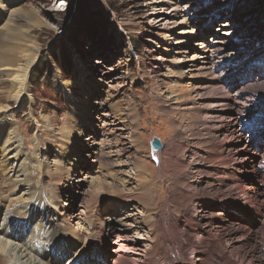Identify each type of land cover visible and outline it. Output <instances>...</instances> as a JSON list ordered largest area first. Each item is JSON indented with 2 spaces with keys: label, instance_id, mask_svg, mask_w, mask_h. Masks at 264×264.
<instances>
[{
  "label": "rangeland",
  "instance_id": "1",
  "mask_svg": "<svg viewBox=\"0 0 264 264\" xmlns=\"http://www.w3.org/2000/svg\"><path fill=\"white\" fill-rule=\"evenodd\" d=\"M0 1L5 8L0 10V20L2 17V21H5L6 9L11 11L18 8L21 10L17 12L20 17L26 15L22 10L32 12L35 15L33 22L36 18L42 26L34 35L41 57L32 67L28 94L23 95L17 103L8 101L3 96L0 99V104L9 107L16 123L26 132V140H32L36 128L35 123L30 125L27 121L29 109H33L35 117L41 110H47L54 117L56 128L62 129L64 125L78 134V141L73 140L68 146L65 145L68 154L60 160L62 167L66 166L68 161V179H82L86 173L88 174L84 177L95 178L93 172L96 169H82L76 158L78 154L81 158L93 162L94 158L90 155L91 151L97 148L98 142L85 129L88 124H96L97 128L104 125L114 132L107 138V143L112 146L108 151H111L112 155L105 152L106 156H110L114 161L118 151H121L120 158L130 160L133 164L125 168L119 167L112 172L113 168L100 159L103 175L98 178L105 184L113 185V190L107 198L96 197L88 207L93 215L102 216L101 223L108 221V206L113 201L124 198L118 183L131 171L138 170L142 173L143 180L140 181L139 190L134 188L136 186H126L132 195L128 198L134 200L136 207L137 203L140 204L137 208L146 213L147 225L155 228L164 243L174 241L176 236L200 240L195 230L188 228L207 221L211 236L206 241L207 246L212 250H221L226 247L224 239L227 237L225 231L219 232L216 226L221 220L229 219V215L232 228L238 225H242V228L250 227L251 231L257 228L259 219L250 220V223L245 225V222L241 221L243 215L239 211L231 214L229 204L233 207H243L237 203H228L226 197H230L231 193L225 186H218V183L212 185L213 179L203 172V166L209 164L207 160L202 157L195 158L187 153L194 151V145L197 143L190 144L189 148L186 144L188 141L184 138L192 136L198 127L192 130L191 125L185 123L187 117L183 114L189 110L183 109V101L175 103L169 93L182 85L180 78H174L172 75L176 66H187L183 61L187 56L197 53L200 43L204 44V47L211 45L210 42L224 43L222 39H216L228 37L225 33L230 34L231 31L235 38L230 46H236L231 49L233 53L238 51L236 55L240 60L233 61V67H244L234 71L235 82L230 81L234 85L228 90L232 93L245 85V88L252 87L256 92L258 104L247 109L240 124L235 126V130H240L243 126L241 138L228 140L227 143H215L210 151L222 158L226 155V149L233 148L232 156H227L225 162L242 171L253 161L264 166V0H174L172 4H168L166 0H18L17 6L12 4L15 0ZM174 7L179 10L177 17H173L174 12H171ZM160 11L161 13H158ZM166 11L170 12V15L165 14ZM160 17H172L175 24L168 29H161L153 24ZM179 21H183V25H176ZM200 21H204L203 28H199ZM181 29L194 31V34L189 35V42L186 41L188 37L183 40L184 36L177 33ZM215 61L212 59L208 65L213 76L201 78L200 82L203 80L201 85L204 88L213 89L212 96L219 92L226 93L227 98L223 99V102H226L231 95L217 81L212 80L217 75ZM251 67L255 70L249 74ZM223 73L229 77L231 71L226 70ZM56 75L67 84V94L58 90L61 84L56 88L52 86ZM182 80L184 85L186 81L183 78ZM0 86L4 89L7 84ZM186 98L185 94L184 99ZM216 100L219 99L214 98L215 102ZM215 102V109H226L224 115L227 120V117L233 114L232 108L221 107L223 104ZM116 105L119 109L115 108ZM125 121L130 123L126 124ZM100 131V139L104 142L106 136L102 129ZM130 132L136 143L134 151L127 150ZM90 137L95 145L87 148L88 142L85 140ZM154 137L159 139L162 145V149L156 153H152L150 149ZM136 165L141 168L138 169ZM214 173H217L216 169L212 171V174ZM236 175L235 181L227 180L226 184L233 186L237 193H245L248 187L264 186V181L259 179L257 174L244 171ZM53 182L56 184L54 180ZM63 184L57 186L61 190L59 204L66 203L69 207L66 213L74 214L78 206L75 204L78 201L79 204L82 203L83 197H75L73 193L66 197ZM133 192L136 195H133ZM229 200L232 201L233 197ZM248 207L259 213L264 212V204L258 205L251 201ZM223 209L227 211L223 212ZM123 212H119L116 217L123 216ZM70 220L72 223L71 218ZM180 223L186 224V229ZM179 229L183 230L184 234L179 233ZM245 232L240 231L241 234ZM113 235V232L108 233L103 237V241L111 242ZM201 242L205 243L202 237ZM246 249L234 250L231 258L241 263L240 256ZM174 252L172 249L163 255L161 249H158L153 260L158 261L160 255L169 257Z\"/></svg>",
  "mask_w": 264,
  "mask_h": 264
},
{
  "label": "bare ground",
  "instance_id": "2",
  "mask_svg": "<svg viewBox=\"0 0 264 264\" xmlns=\"http://www.w3.org/2000/svg\"><path fill=\"white\" fill-rule=\"evenodd\" d=\"M173 1L166 0L165 2L172 4ZM12 4L17 6L18 0ZM2 9L5 10L0 1V10ZM18 11L21 10L18 8L11 9V11L6 9L4 11L5 21H2V17L0 20V85L7 84L4 89L0 88V99L3 96L4 99L14 103L19 102L26 93L28 94L32 67L41 57L39 45L34 36L42 27L40 21L38 23V19L35 18V22H33L35 15L32 12L22 10L26 15L20 17ZM178 11L177 7L171 9V12H174L173 17L178 16ZM164 13L170 15L168 11ZM183 23V21H179L176 25H183ZM203 23L204 21L198 23L199 28H203ZM153 24L165 30L175 22L172 17H160ZM177 33L184 36L183 40L188 37L186 41L189 42L191 40L189 35L194 34V31L181 29ZM225 34L228 37L216 39H222L224 43L213 44L210 42L211 45L206 47L200 43L197 53L187 56L183 61L188 64L187 66H176L172 75L174 78H180L182 85L171 90L169 94L175 103L183 101V109L189 110L183 114L187 117L185 123L191 125L192 130L199 128L194 129L196 132L192 136L184 138L188 141L186 144L189 148L190 144L197 143L194 145L196 149L187 153L192 154L195 158L202 157L207 160L206 162L209 164L203 166L205 168L203 172L213 179L212 185L215 186V183H218V186H225L231 193L230 197H233L232 201L229 200L230 197H226L228 203H237L243 207H233L229 204L231 214L239 211L243 215L241 221L245 222V225L250 223V220L259 219L260 224L257 228L254 231H251L250 227L242 228V225L232 228L229 215L227 217L229 219L221 220L216 226L219 232L225 231L227 237L224 239L226 247H222L221 250H212L207 246L206 241L211 237L207 221L199 226L188 228L195 230V234L200 236V240L196 238L195 241L191 238L188 239L187 236H176L174 241L164 243L155 228L147 225L146 213L137 208L140 204L137 203L136 207L134 200L131 201L128 198L132 195L126 186H136L134 188L138 189L143 178L142 173H139L138 170L137 172L131 171L126 178L118 183L124 198L120 201L115 200L108 206L110 214L106 218L108 221L101 223L102 216L93 215L88 207L96 197L107 198L110 196V191L113 190V185L105 184L100 181L101 178H98L103 175L101 162L106 161L107 166L113 168L112 172H115L119 167L125 168L133 165L129 162L130 160L126 161L124 158H120L119 152L121 151L117 150L118 153L116 152L114 161L110 156H106L105 152L111 154V151L108 150L112 147L107 143V138L114 132L104 125L99 128L96 124H88L90 128L85 125L90 136L97 140V148L91 151L90 156L94 158L93 162L81 158L78 154L76 158L82 169H96L93 172L96 179L90 176L84 177L88 174L86 173L82 179L72 180L74 178H67V175L70 174L68 161L67 167H62L60 160L68 154L66 147L68 143L74 142L73 140L78 141V134L64 125H62V129L56 128L54 117L47 110H41L35 117L33 109H29L27 121L30 125L35 123L36 128L32 140H26V132L22 131L16 123L13 112L11 114L8 106L0 104V264H264V212L259 213L248 207L251 201L258 205L264 204V186L248 187V191L245 193H237L233 186L226 184L227 180H236L234 177L237 176L236 173L241 174L244 171L257 174L259 179L264 181V166L257 165L253 161L242 171V169L234 168L225 162L227 156H232L234 151L230 146H227L230 148L226 149V155L222 158H218V154L215 155L210 151L215 143H220V141L227 143L228 140L241 138L243 126L240 130L234 128L240 124L247 109L256 107L258 104L256 92L252 90V87L245 88V85L232 93L231 90H228L234 85L230 81L235 82L233 80L234 71L240 70V67L244 66L234 69L235 62L240 61L239 56L236 55L238 51L233 53L231 49L236 46H230L235 37L231 31L230 34ZM240 48L242 47L240 46ZM212 59L216 60L217 64V75L212 80L217 81L231 95L226 99V102H223V99L227 98L226 93L219 92L216 96H212L213 89L204 88L201 85L203 80L200 82L201 78L213 76L208 67ZM226 70L231 71L229 77L223 73ZM254 70L251 67L249 74ZM182 78L186 81L184 85ZM52 86L54 88L60 86L58 90L68 93L67 84L58 75L55 76ZM185 94L186 99H184ZM214 98L219 99L216 100L217 103L223 104L221 107L230 106L232 108L233 114L229 115L227 120L224 115L226 109L214 108ZM238 100L243 102L240 103ZM116 107L118 108L117 105ZM125 123L129 124L130 122L125 121ZM101 129L106 136L103 139L104 142L99 135ZM118 130L123 131V129ZM212 132L215 134H211ZM129 134L127 150L134 151L136 143L131 132ZM85 141L88 142L87 148L95 145L91 137ZM157 155L160 156L161 153ZM136 167L141 168L138 165ZM215 169L217 173L212 174ZM64 180H66L65 184H63ZM59 184H63L66 197L70 193L77 197H83L81 205L77 200L75 205L78 206L74 210V214H67L69 207L66 206V203L59 204V200H61V190L57 187ZM73 188L76 190L72 191ZM133 191L136 192V190ZM133 195L136 194L133 192ZM132 199L135 198L132 197ZM223 202L227 203V201ZM122 211H124L123 216L117 218L116 215ZM222 211L225 212L227 209ZM92 215L96 217L93 218ZM180 224L186 229V224ZM241 230L246 232L241 234ZM112 232L114 233L112 241L104 242L103 237ZM179 233L184 234L183 230H180ZM201 237L205 243L201 242ZM245 246L249 249H246ZM158 249H161L163 255L172 249L175 252L169 257L160 255L158 261H154L153 257ZM242 249H246V251L240 256L241 263H237L231 258V254H234V250L241 251Z\"/></svg>",
  "mask_w": 264,
  "mask_h": 264
},
{
  "label": "water",
  "instance_id": "3",
  "mask_svg": "<svg viewBox=\"0 0 264 264\" xmlns=\"http://www.w3.org/2000/svg\"><path fill=\"white\" fill-rule=\"evenodd\" d=\"M150 147H151V151L152 152H158V151H160L162 149V145H161L160 140L154 137L152 139V141H151Z\"/></svg>",
  "mask_w": 264,
  "mask_h": 264
},
{
  "label": "trees",
  "instance_id": "4",
  "mask_svg": "<svg viewBox=\"0 0 264 264\" xmlns=\"http://www.w3.org/2000/svg\"><path fill=\"white\" fill-rule=\"evenodd\" d=\"M207 33H205V35H206ZM37 70V72H39V70L38 69H36Z\"/></svg>",
  "mask_w": 264,
  "mask_h": 264
}]
</instances>
